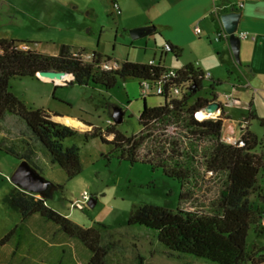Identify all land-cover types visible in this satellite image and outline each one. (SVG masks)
Wrapping results in <instances>:
<instances>
[{"label":"trees","instance_id":"1","mask_svg":"<svg viewBox=\"0 0 264 264\" xmlns=\"http://www.w3.org/2000/svg\"><path fill=\"white\" fill-rule=\"evenodd\" d=\"M31 43L0 38V130L8 135L0 142V150L21 161L27 159L39 169L36 150L42 146L52 163L61 166L68 178H72L82 171L80 148L76 145L66 147L64 140L80 134L86 139L100 137L111 145L106 154L108 159L148 162L155 168H162L168 177L177 179L181 184L180 203L192 200L205 183L206 174L211 173L222 180V185L218 198L208 210L179 208L173 211L162 206L143 205L134 209L128 224L155 231L172 257L190 255L218 264H264V254L258 250L249 252L247 247L250 229L253 226L259 231L260 219H264V194L260 195L262 202L258 206H254L250 198L260 187L258 175L264 167V157L257 150L263 142L250 129V124L240 143L226 141L223 138L224 110L216 119L200 120L196 117L198 111L215 100L198 95L203 88L204 73L195 71L191 65L179 68L170 85L181 87V96L172 99L165 96L164 103L158 106L145 103L139 115L142 129L137 134H124L117 129V123L106 129L90 124V130L81 131L55 120L58 114L29 107L10 90L11 79L40 77L41 71L55 70L71 77L66 84H93L109 90L119 78L138 79L140 85L142 81L157 82L168 68L162 63L127 59L120 69L109 71L102 69L101 65L111 58L104 59L97 52L93 53L92 61H88L84 49L76 51L71 45L62 44L58 54H50L32 48ZM171 51L179 55L173 46ZM220 85L221 82H217L211 87ZM255 117L250 114L247 123ZM259 123L264 126V119H259ZM9 136L19 141L9 142ZM4 200L22 215V224L2 237L0 245L9 242L17 232L21 234L24 221L38 214L56 223L70 237L81 240L91 251L88 264H108L107 257L113 245L102 244L99 229L75 223L54 209L48 199L17 186Z\"/></svg>","mask_w":264,"mask_h":264},{"label":"rangeland","instance_id":"2","mask_svg":"<svg viewBox=\"0 0 264 264\" xmlns=\"http://www.w3.org/2000/svg\"><path fill=\"white\" fill-rule=\"evenodd\" d=\"M20 13L22 18L20 22H6L0 26V38L30 41L33 42L32 47L46 51H59L62 44H68L76 51L84 49L87 56L98 49L99 34L90 37L85 30L86 35H76L73 30L61 29V25L51 22L49 17L48 20H39L28 17L26 12ZM1 15L3 12L0 10ZM25 17H28L29 22H22ZM78 32L82 31L78 29ZM100 43L103 58L115 57V60L122 65L129 54L137 55L139 49L135 47H145V37L134 39L130 31H127L116 39L114 31L106 27ZM153 43L154 41H151V47H154ZM159 46L162 47V43ZM148 52L154 54L152 49ZM10 90L29 107L55 111L61 116L69 114L68 116L77 117L85 123L103 129L113 123V121L110 123L112 116L109 107L112 102L123 106L129 104L123 122L116 125L117 129L126 135L137 134L142 129L138 112L143 107V97L141 88L139 89L135 81L131 79H119L113 88L106 90L93 84L61 85L56 79L45 80L41 77L24 76L12 78ZM231 92L232 89L224 84L219 88L223 105L228 104L231 122L237 124L239 135H241V122L247 118L251 102L240 101L235 94L232 98L224 97V93L229 95ZM207 94H211L213 98L218 97L212 91V87H209V81L205 79L198 95ZM147 102L149 106H158L164 103V98L154 90L151 96L147 97ZM79 127L87 130L86 126ZM251 127L262 139L263 144L257 152L264 157V126L259 121H254ZM9 137V142L19 141L16 137ZM63 143L66 147L76 145L80 148L82 171L68 178L66 171L58 164L52 163L46 149L39 146L36 150L38 171L45 178L62 186L54 191L48 203L75 223L100 230L102 244L113 245L107 257L108 264H218L190 255L172 257L168 255V249L161 243L155 231L145 226L129 225L128 221L134 209L143 205H157L173 211L179 208L208 210L219 196L222 185L219 177H214L211 173L206 174L205 183L195 197L180 203V182L168 177L162 168H155L152 164L141 160L131 163L116 158L108 159L106 154L111 145L103 142L100 137L86 139L83 134H80L66 138ZM7 156L13 162L11 169L14 165L17 168L21 160L10 154ZM259 185L260 187L250 197L254 206L262 202L260 195L264 194V167L258 175ZM15 186L11 176L0 175V237H4L13 228L22 224V215L12 210L4 200ZM84 191L89 193L92 200L96 199L94 206L90 204V201H87L83 208L76 205ZM38 216L27 223L26 230L25 227L22 230L26 235L28 228L33 230L29 236V243L32 245L28 246L24 242L26 255L19 257L12 254L11 249L19 237L23 236L22 233L17 232L10 245L0 251V264H88L91 251L81 240L70 237L56 223ZM31 237H37L38 241L32 243ZM247 247L249 252L258 250L264 254L263 218L259 222V231L253 226L250 229ZM33 252L35 255H30Z\"/></svg>","mask_w":264,"mask_h":264},{"label":"crops","instance_id":"3","mask_svg":"<svg viewBox=\"0 0 264 264\" xmlns=\"http://www.w3.org/2000/svg\"><path fill=\"white\" fill-rule=\"evenodd\" d=\"M114 2L120 4V14L116 12ZM241 2H243V6L240 5ZM0 10L3 12V15L0 16V26L6 22H20L22 19L20 12L23 14L26 12L28 17L39 20H48L49 17L51 22L61 25V29L73 30L76 35H86L85 30L90 37L99 34L98 49L94 52L101 55L100 42L106 27L113 30L115 38L118 39L120 35H124L132 29L152 26L155 30L143 36L145 37V47H135L139 49L137 55L129 54L128 60L141 63L155 60L156 63H162L167 68L176 69L191 65L195 71L209 73L210 76L205 77L209 81V87L221 82V85L213 88L212 91L218 95L215 100L222 106L220 114L224 110L225 132L231 133L236 138H241L249 124L252 130L251 126L254 121L264 119V0H0ZM232 11L240 13L236 22V34L238 35L240 31H248L254 36L246 39L240 37V62L233 54L229 39L224 37L216 40L218 33L224 29L221 15ZM28 17L23 18L22 22H29ZM78 29L82 32H78ZM151 41H154L153 48ZM167 42L179 51L178 56L172 51L165 52L163 50ZM161 43L162 47L159 46ZM38 44L41 45V43ZM34 49L50 54L59 52L46 51L41 48ZM149 49H152L154 54L148 52ZM187 55L188 57H186ZM109 58H111L109 60H115V57ZM127 79L135 81L139 89L141 88L138 79ZM65 84V82L61 83V85ZM223 84L234 92L229 95L224 93V97L232 98L236 95L240 101L251 102L249 114L241 122V135H239L237 124L231 122L228 104L224 103L223 105L221 100L219 88ZM204 96L214 100L211 94ZM142 101L143 106L145 103L148 104L147 97L142 98ZM116 105L113 102L109 105L111 112ZM128 105H119L123 107L125 115ZM142 109L143 107L139 110V115ZM51 112L57 114L55 111ZM250 114H254L256 117L250 119V123H245ZM68 115L63 117L80 120ZM110 121L114 122L113 118ZM82 124L86 126L87 130L92 128L88 123ZM76 128L86 131L82 127ZM6 137H8L7 133L0 130V142L6 140ZM10 159L5 151L0 150V175L3 177L12 176L16 170V165L11 169L13 162ZM34 217L39 216L35 214L24 221L25 230L27 223ZM28 230L27 235L22 232L23 236L19 237L11 249L13 255L19 257L26 255L24 242L31 246L29 236L33 233L32 229L28 228ZM12 238L5 245H0V251L10 245ZM33 241H38L37 237L32 238L31 242L33 243ZM30 255H35V252Z\"/></svg>","mask_w":264,"mask_h":264},{"label":"water","instance_id":"4","mask_svg":"<svg viewBox=\"0 0 264 264\" xmlns=\"http://www.w3.org/2000/svg\"><path fill=\"white\" fill-rule=\"evenodd\" d=\"M240 13L237 11H232L228 13H224L221 15V20L224 25L225 31L229 34L230 45L233 50V54L238 62H240V37L236 34L237 31V20L239 18ZM154 27L147 26L145 28H135L130 31L132 37L134 39L141 38L144 35L154 31ZM67 73L62 71L55 70H47L39 72V76L45 79L52 80H62ZM206 110L208 112L220 113L221 104L214 100L210 103ZM111 116L114 120V123H121L124 120L125 112L122 106L116 105L113 107L111 112ZM63 116H56L55 120L64 123L62 121ZM84 123L82 120H78ZM11 180L13 183L21 188L24 191L38 194L40 197L49 199L53 196L54 191L59 188L58 185L51 180L45 178L37 168H35L27 159H23L16 170L13 172L11 176ZM96 203L95 200H90V204L94 206Z\"/></svg>","mask_w":264,"mask_h":264},{"label":"built area","instance_id":"5","mask_svg":"<svg viewBox=\"0 0 264 264\" xmlns=\"http://www.w3.org/2000/svg\"><path fill=\"white\" fill-rule=\"evenodd\" d=\"M114 8L116 10V12L118 14L121 13V7L120 4L118 2H114ZM241 6H243V2L240 3ZM197 30H199L197 28ZM239 37L241 38H252L254 37L250 32L248 31H240L238 33ZM227 38L229 39V34L223 29L221 30L218 35L216 36V40H220L222 38ZM23 47H26L25 45ZM163 50L165 52L167 51H171L172 50V44L167 42L164 45ZM86 60L88 61H92L93 59V54H91L90 56L86 55ZM150 63L155 64L156 61L155 60H151ZM102 69L104 70H118L121 68V64L117 61V60H104L102 62L101 65ZM178 74V69L176 68H168V70L162 74V76L160 77V79L157 82H151V81H142L141 83V96L144 98L151 96V94L154 92V90L157 91L159 96H162L164 98V100L166 99L165 96H168L169 99L172 98H178L181 96V87L177 86V85H170V83L172 82V79L174 77H176ZM205 77H209L210 74H204ZM57 80V79H56ZM67 80H70L69 75H66L62 80H58L59 83H64ZM203 113L204 116H200V114ZM220 115V113H215V112H208L206 110V107L200 111H198L196 113V117L200 120L203 119H216L218 118ZM110 123H112V121H110ZM114 123V122H113ZM112 123V124H113ZM247 123V122H245ZM226 141L230 142V143H240V138H236L235 136H233L231 133H226L224 131V137H223ZM91 196L89 195V193L87 191H84L82 194V197L77 201L76 205L80 208H83V205L87 202L91 200Z\"/></svg>","mask_w":264,"mask_h":264},{"label":"bare ground","instance_id":"6","mask_svg":"<svg viewBox=\"0 0 264 264\" xmlns=\"http://www.w3.org/2000/svg\"><path fill=\"white\" fill-rule=\"evenodd\" d=\"M200 116H204L203 113L200 114ZM62 121L66 124H69L70 126L73 127H79V126H85L82 124V122L76 120V119H71V118H63Z\"/></svg>","mask_w":264,"mask_h":264}]
</instances>
